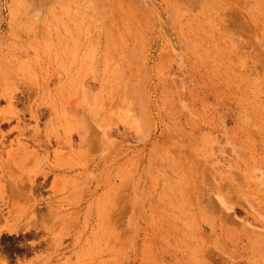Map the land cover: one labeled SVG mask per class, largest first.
Returning a JSON list of instances; mask_svg holds the SVG:
<instances>
[{
    "label": "rangeland",
    "instance_id": "1",
    "mask_svg": "<svg viewBox=\"0 0 264 264\" xmlns=\"http://www.w3.org/2000/svg\"><path fill=\"white\" fill-rule=\"evenodd\" d=\"M0 264H264V0H0Z\"/></svg>",
    "mask_w": 264,
    "mask_h": 264
},
{
    "label": "bare ground",
    "instance_id": "2",
    "mask_svg": "<svg viewBox=\"0 0 264 264\" xmlns=\"http://www.w3.org/2000/svg\"><path fill=\"white\" fill-rule=\"evenodd\" d=\"M54 49V48H53ZM70 49V48H69ZM58 52V51H57ZM53 59V58H52ZM16 98V97H15ZM10 100V99H9ZM53 171V170H52ZM48 172V171H47ZM45 177V176H44ZM31 188V187H30ZM113 192V191H112Z\"/></svg>",
    "mask_w": 264,
    "mask_h": 264
}]
</instances>
